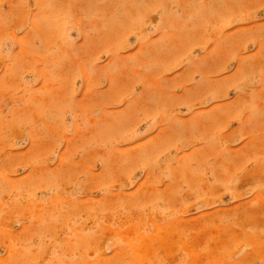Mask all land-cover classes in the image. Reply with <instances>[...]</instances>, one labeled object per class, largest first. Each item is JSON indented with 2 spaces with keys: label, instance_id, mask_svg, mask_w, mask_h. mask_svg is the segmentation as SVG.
I'll return each instance as SVG.
<instances>
[{
  "label": "rangeland",
  "instance_id": "rangeland-1",
  "mask_svg": "<svg viewBox=\"0 0 264 264\" xmlns=\"http://www.w3.org/2000/svg\"><path fill=\"white\" fill-rule=\"evenodd\" d=\"M0 264H264V0H0Z\"/></svg>",
  "mask_w": 264,
  "mask_h": 264
}]
</instances>
